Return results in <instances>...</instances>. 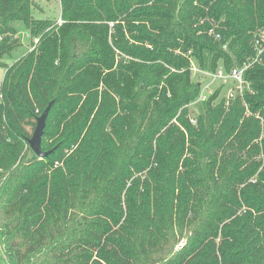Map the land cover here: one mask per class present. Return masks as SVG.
I'll list each match as a JSON object with an SVG mask.
<instances>
[{"label": "trees", "instance_id": "16d2710c", "mask_svg": "<svg viewBox=\"0 0 264 264\" xmlns=\"http://www.w3.org/2000/svg\"><path fill=\"white\" fill-rule=\"evenodd\" d=\"M33 2L0 0V67L15 24L33 48L0 84V264H264V0ZM256 40L243 94L191 105V62Z\"/></svg>", "mask_w": 264, "mask_h": 264}, {"label": "rangeland", "instance_id": "374dc122", "mask_svg": "<svg viewBox=\"0 0 264 264\" xmlns=\"http://www.w3.org/2000/svg\"><path fill=\"white\" fill-rule=\"evenodd\" d=\"M32 13L33 16L37 19H47L51 22H54L58 25L61 24L60 20V2L59 0H34L32 5ZM15 27L18 31V38L20 40V47H18L16 50H14L10 55H6L2 59V65L0 67V84L6 74L7 67H10L14 62L19 60L23 55L26 54L27 51H31L33 48L31 47V43L26 35V31L23 29V27L20 24H15ZM37 43V40H34L33 45ZM191 81L193 82H203L205 83L206 80L203 78L202 75L196 74L191 76ZM222 88L220 91V98L225 97L227 90L231 87L229 83L221 84V83H215L212 84L211 88L213 89V92L217 88ZM195 104L192 103L191 105ZM190 110L191 107H188ZM26 145V144H25ZM24 145V151L26 149V146Z\"/></svg>", "mask_w": 264, "mask_h": 264}, {"label": "built area", "instance_id": "2783aa9c", "mask_svg": "<svg viewBox=\"0 0 264 264\" xmlns=\"http://www.w3.org/2000/svg\"><path fill=\"white\" fill-rule=\"evenodd\" d=\"M211 34L216 41H220V35L216 33L214 30H211ZM264 35V32L261 33V36ZM259 43L255 41V48H256V57L250 62L244 63L241 67H234L230 71L226 72L222 67H219L215 72H204L199 70L192 62L190 64V70L192 75H202L203 78L206 80L205 83H200V92L195 101V103L203 102L207 99L209 95L213 93V89L211 88L212 84L221 83L226 84L229 83L231 86L225 95L226 100H229L235 96V94L242 95L245 88H247V84L244 80V72L255 62H257L258 56L262 52L259 49ZM226 45L222 46L223 50H226Z\"/></svg>", "mask_w": 264, "mask_h": 264}, {"label": "water", "instance_id": "95a60500", "mask_svg": "<svg viewBox=\"0 0 264 264\" xmlns=\"http://www.w3.org/2000/svg\"><path fill=\"white\" fill-rule=\"evenodd\" d=\"M51 103L49 106L43 111L40 117L36 120V127L34 129V132L31 136V138L28 140V145L32 152L39 158H45L49 156L53 150L48 152H42L41 151V139L45 127V120L48 115L49 109H50Z\"/></svg>", "mask_w": 264, "mask_h": 264}]
</instances>
